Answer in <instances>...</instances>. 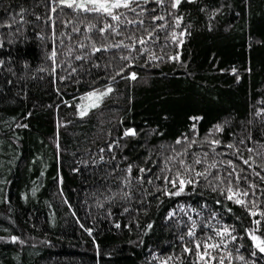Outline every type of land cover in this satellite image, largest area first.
Returning a JSON list of instances; mask_svg holds the SVG:
<instances>
[{
	"label": "trees",
	"instance_id": "16d2710c",
	"mask_svg": "<svg viewBox=\"0 0 264 264\" xmlns=\"http://www.w3.org/2000/svg\"><path fill=\"white\" fill-rule=\"evenodd\" d=\"M51 6H55L52 0H0V20L6 24L13 16L19 21L17 13L27 10L24 23L0 28V264H160L169 256L173 257L169 264H189L195 257L182 253L183 245L192 246L186 235L189 216L198 225L197 236L202 235L203 222L213 226L203 235H214V229L224 226L235 229L237 241L228 243L234 258L225 259V264H264V254L245 233L256 228L254 220L261 217L227 199L229 185L213 179L217 170L207 181L193 177L198 181L194 189L188 185L179 197L156 191L165 185L152 177V173L174 175L171 164V172L161 173V162L171 154L169 147L187 136L197 141L192 153L201 158L205 151L209 153L208 163L231 159L238 170L244 168L248 182L258 185L256 195L249 190L247 198L256 201L252 210H264V195L259 191L264 182L254 175V171L264 175L257 166L264 159L257 151H247L250 147L264 152V0H196L182 3L177 10L166 3L158 12L182 15L181 27L175 30L188 26L190 33L179 48L171 41L164 48L168 55L179 52L178 62L167 56L163 61L140 56L123 62L113 59L105 68L113 52L96 53L92 60L101 67L75 61L74 67L83 68L78 67L71 80L60 79L67 75L60 64L63 55L55 58L58 66L52 73V49L64 51L59 39L53 42V32L66 31L61 20L68 16L59 10L51 13ZM147 47L150 53L162 55L158 46ZM128 63L132 66L124 75L135 72L137 79L117 77L114 93L95 114L81 119L76 108L80 97L109 83L105 77ZM217 124L222 132L215 131ZM126 129H134L137 135L125 137ZM211 139L221 141L216 152L222 155L214 157L213 146L205 142ZM117 140L119 147L109 152L108 145ZM227 144L239 148L245 159L253 157L255 163L243 165L233 155L234 149L224 147ZM187 159L191 162L192 157ZM130 164L133 177L138 175L137 166L151 167L145 180L152 177L153 184L141 188L135 182L122 183ZM205 167L195 166L200 171ZM218 170L221 177L226 174L223 163H218ZM244 187L242 180L241 190ZM125 192H131L132 198H123ZM172 210L175 216L169 219ZM259 227L264 232V220ZM12 236L24 243H13ZM235 245H242L239 253ZM238 255L245 261L235 259ZM177 256L181 260H175Z\"/></svg>",
	"mask_w": 264,
	"mask_h": 264
},
{
	"label": "snow or ice",
	"instance_id": "6c2138e0",
	"mask_svg": "<svg viewBox=\"0 0 264 264\" xmlns=\"http://www.w3.org/2000/svg\"><path fill=\"white\" fill-rule=\"evenodd\" d=\"M184 2L195 3L196 0H52V4L55 6L50 7L51 13H59L61 15L68 16L67 20H61V24L66 31H61L58 35L53 32V42L59 39L60 46L64 51L61 53L57 52V49L54 47L50 54V59L53 60L52 73L56 71L55 58L57 55H63L64 60L60 61L61 65H65L64 70L67 71L66 76L60 77L61 80H71L72 77L80 69L83 68V65L74 67L73 63L75 61H85L92 62V66L100 68L101 64L96 63L92 60V57L96 53H108L113 52V55L108 58V63L105 65V68L111 65L113 59L118 61H131L138 59L140 56H145L146 59L150 61H163L165 56L168 57L171 61H179L180 53L177 52L175 56L168 55L164 52L165 47H169L167 41H171L172 44H175L177 48L184 44V39L186 35H190L187 31V27L181 29L177 32L175 29L181 27L183 16L176 15L171 10L179 9L180 5ZM168 4V8L171 9L168 11V15L165 16L158 12V8L162 9L165 4ZM154 4L156 7L148 8L147 5ZM69 10L65 12L64 10ZM27 11L26 9H21L17 16L20 17V20H17L16 16L11 17V23H4L0 20V28L8 27L12 28L14 23H24L23 14ZM131 14V18H129ZM147 17V19H145ZM40 19V17H37ZM48 20H52V27L55 26V21L53 17L49 15ZM159 21L160 23H157ZM47 23V21H45ZM83 26V27H81ZM161 33L164 35V43L161 46ZM119 37V39H115ZM67 41L68 43H65ZM125 41H128L127 43ZM148 45L158 46L157 50L162 53V55H157V51H151ZM2 46V45H0ZM114 50H123L121 52H116ZM135 53L136 55H132ZM150 53V54H149ZM149 54V55H145ZM101 57H96V60H100ZM2 63V61H0ZM132 64H120L115 71L106 76L105 79L110 81L101 87H94L91 91L86 93L84 96L80 97L81 101H86V103H79L76 105L77 115L83 119L89 116L90 112L94 113V110L101 108L106 98L110 97L116 90L114 85L118 84L119 81L117 77L123 80L134 81L137 79V74L135 72H130L127 76L124 75V72L128 67H131ZM40 71H46L41 68ZM233 69V73H235ZM59 92V90L57 89ZM64 103L71 107L72 104L68 101ZM30 115V113H29ZM194 121L199 120V117L191 118ZM18 127H27V125H18ZM195 125H193V130ZM215 131L222 132L223 127L220 124L215 126ZM136 136L137 133L134 129H126L124 136ZM211 135V134H209ZM205 142L209 143L213 147L211 151L215 156L222 155V153L216 152V147L221 145L219 139L206 140ZM197 141L195 139L189 140L187 136L183 139L178 138L175 141V144L169 147V155L164 156L162 160V167L159 169L161 173L171 172L172 168L169 167V164L173 168H176V171L173 176L169 177L167 175H156L152 173V168L147 169L137 166L138 175L133 177V165H128L124 170L127 175L123 178L122 183H125L126 186H130L135 182L141 188L144 184L149 185L153 184V178L157 180H163L165 187L156 188V191H160L165 196L169 197H179L182 194H185V189L188 185H192L193 189L198 183L193 177H203L206 181L209 176H212V170H217V175L213 179L218 180L220 184L227 183L229 187L227 192L230 193L227 195V199L233 201L235 204L244 207L250 212V215L255 217L259 215L261 219L254 220V224L257 225L253 229H245L246 235L254 242L253 246L261 254H264V232L261 231L260 225L262 220H264V210L257 213L252 209L257 207L256 201L252 199H247L251 195H256V190L258 185L255 183L248 182V175L244 168L238 170L237 165L233 160L229 159L224 162H217L215 159L211 163L207 162L209 153L205 151L203 153V158L197 153H192L190 150ZM243 143V141H241ZM176 145H183L182 149H177ZM114 147H119V141L117 140L113 144L108 145V151L112 152ZM224 147L229 149H234L233 155H236L238 159L242 160L243 165L251 167V164L255 163L253 157L245 159L242 155H239V148H236L233 144L224 145ZM264 147V146H262ZM248 152L257 151V155L264 159V152L254 150L253 148H248ZM100 152H104V149L101 148ZM191 156V162H188V157ZM115 157L113 156L112 159ZM100 159L103 161L104 157L101 156ZM126 159V157H125ZM251 161V163H250ZM218 163H223L226 166V174L221 177L218 170ZM207 164L202 171L196 170V165ZM264 171V163L257 165ZM78 171V169H77ZM149 173H152V177H148L145 180V177ZM143 174V175H140ZM254 175L259 178L261 182H264V175H261V172L254 171ZM243 180L245 187L243 190L240 188V183ZM167 185H171L173 190H169ZM234 185V186H233ZM215 190V189H214ZM146 192L147 189H144ZM262 195H264V189H259ZM123 198L131 199V192H125ZM144 201L141 200L140 203ZM220 203V201H217ZM181 211H184L183 207L180 208ZM128 211V209H125ZM231 211V209H229ZM187 215V213H186ZM175 216V210H172L168 214V218L171 219ZM215 219V215L212 216ZM191 224L187 227L186 235L191 238L190 243L191 247L187 245L182 246V253L187 254L190 257H195V260L190 261L189 264H224L225 259L231 261L233 257V252L231 249H228V243H233L237 241V236L233 235L235 231L234 228H229L224 226L220 229H214V235H203L204 230H212L213 226L207 222L201 223L199 227L202 230V235L197 236V223L192 220V217H188ZM117 228L120 227L119 224L115 225ZM150 229L151 224L147 225ZM91 235V230H88ZM260 233L257 235L256 233ZM219 237V240L215 238ZM183 240V236L180 237ZM11 241L13 243L23 244L24 241L21 240L18 236H12ZM242 245H235V250L239 253V249ZM203 249V250H201ZM217 253V254H213ZM252 256L256 255V252L251 253ZM173 257L169 256L161 259L160 264H169V261ZM240 261H245L243 255H238L235 257ZM175 260H181V257L177 256ZM183 264V261H181Z\"/></svg>",
	"mask_w": 264,
	"mask_h": 264
},
{
	"label": "rangeland",
	"instance_id": "374dc122",
	"mask_svg": "<svg viewBox=\"0 0 264 264\" xmlns=\"http://www.w3.org/2000/svg\"><path fill=\"white\" fill-rule=\"evenodd\" d=\"M79 103H86V101H80ZM79 103H78V104H79ZM213 254L215 255V254H217V253H213ZM213 264H215V262H213ZM224 264H225V262H224Z\"/></svg>",
	"mask_w": 264,
	"mask_h": 264
}]
</instances>
